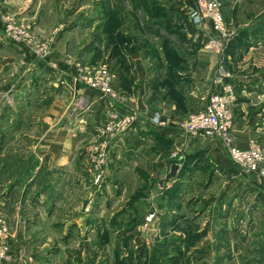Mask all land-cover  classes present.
Here are the masks:
<instances>
[{"label": "crops", "instance_id": "crops-1", "mask_svg": "<svg viewBox=\"0 0 264 264\" xmlns=\"http://www.w3.org/2000/svg\"><path fill=\"white\" fill-rule=\"evenodd\" d=\"M100 1L98 9L83 15L80 0L74 6L71 0H0L4 10L32 23L41 36L48 35L56 22L61 28L49 58L38 59L5 40L0 24V58L22 66L19 71L14 63L13 71L0 67V150L16 145L13 156H2L5 150L0 151V215L11 226L8 242L13 255L10 263L3 264H35L34 252L50 247L57 236L65 238L54 254L61 257L60 263L79 264L80 250L73 257L69 245L72 236L84 237L76 243L79 247L89 244L92 236L105 245L112 242L114 231L130 245L128 235L136 228L144 237L153 232L161 239L172 236L179 222L191 230L188 237L204 236L202 244L188 252L206 248L214 253L225 247L238 251L230 242L236 237L237 215L247 212L253 230L264 214L261 200L251 196L253 205L243 212L241 189L247 186L252 191L254 182L264 188V179L239 170L218 138L192 136L181 129L190 113L204 107L202 98L218 88L214 78L223 63L221 53L206 47L209 33L191 22L194 0ZM235 2L223 0V17L225 5ZM251 3L256 11L257 4ZM81 38L78 51L69 53L67 45L78 44ZM101 39L109 49L106 64L114 75L113 87L124 97L121 102L72 81L75 64L90 53L92 58ZM234 43L230 40L228 45ZM8 45L15 49L17 60L1 52ZM252 47L256 50L259 44L253 41L248 49ZM225 81L237 96L233 144L247 148L264 129V75L229 76ZM34 107L42 117L31 116ZM112 109H135L139 116L127 132L107 141L104 168L111 179L95 185L94 162L103 142L96 128ZM154 112L160 116L158 124L151 121ZM68 114L73 121L67 120ZM49 125L44 135L35 133ZM18 148L27 153L17 156ZM174 162L180 163L176 176L160 184ZM126 170L133 173V182L123 177ZM213 186V192L198 197V191ZM195 198H199L196 204L188 202ZM151 211H155L153 223L146 225L145 216ZM72 216L85 222L75 234L76 223H65ZM196 228L202 233H194ZM39 233L48 238L35 239ZM133 236L135 242L138 236ZM27 249L30 256L24 254Z\"/></svg>", "mask_w": 264, "mask_h": 264}, {"label": "rangeland", "instance_id": "rangeland-1", "mask_svg": "<svg viewBox=\"0 0 264 264\" xmlns=\"http://www.w3.org/2000/svg\"><path fill=\"white\" fill-rule=\"evenodd\" d=\"M166 3H171L173 0H164ZM221 2V5H223V0H219ZM71 4L74 6L76 3V0H71ZM101 1L100 0H80V2H77V5H81L82 9L79 11L83 15H86L88 13H91V9L97 8ZM115 2L118 4L119 1L115 0ZM257 4L256 8L257 10H251L252 6L250 4ZM109 3V2H108ZM196 0H194L193 7L195 6ZM224 8V18L225 22L228 24L230 30H232L235 34V36L231 40H236L233 45L230 46V44L221 52L222 56V64H219V67L222 66L226 72H228L229 76L235 77V76H247L252 77L254 75H264V0H236L235 3H233L230 7L229 5H225ZM98 13H100L98 11ZM18 16L13 13H9L8 11L4 10L0 6V24L2 29V36L5 40L10 42L11 44H15L22 48L23 51H25L26 55L31 54L30 53V46L31 45H41L44 43L50 44L49 50L50 53L52 52V49L54 47V44L56 43V38L60 34V25L57 24V22L50 26L49 28V34L46 36H41L37 34L34 29L32 23H24L23 21L18 20ZM10 24L13 26V29L17 33H22L26 35L25 38H23L20 42H15V40H11L9 36L6 33V26ZM105 24V23H104ZM104 26V25H103ZM105 29V26H104ZM82 38L80 39L78 44H68L67 50L69 53H76L78 51V46L82 42ZM255 41L259 44L258 49H254L253 47L251 49H248V44ZM71 42V41H70ZM48 46V45H47ZM230 47V48H229ZM15 49H13V46L8 45L5 47V49L1 50V52L5 53L7 57L15 56ZM108 50L106 48L105 40L101 39L98 46L95 47V53L92 55V58L90 56V52H93L91 50L87 56H85L83 59H81L82 65H98V64H106V59L108 56ZM12 53V54H11ZM32 55V54H31ZM34 56V55H33ZM223 56L225 58H223ZM16 60L18 59L17 56L14 57ZM35 58V56H34ZM38 59H44L41 57L36 56ZM49 56L46 58L48 59ZM90 61H94L90 63ZM9 63V64H8ZM7 64L4 63V59L0 58V67L6 68L8 71L12 69V64L14 63L17 65V70L19 71L22 66H18L16 62L9 61ZM107 65V64H106ZM108 66V65H107ZM109 67V66H108ZM218 67V69H219ZM110 69V68H109ZM205 104V103H204ZM254 105H257L254 104ZM204 106V105H203ZM202 107V106H201ZM38 107L33 108V113L31 116H38L39 118L42 117V113L38 111ZM198 110V109H197ZM73 112V111H72ZM71 112V113H72ZM194 113V112H193ZM191 114V113H190ZM67 116V115H66ZM72 114H68L67 120H72ZM35 120V119H34ZM73 121V120H72ZM69 126V124H68ZM51 125H49V128H45L42 131L41 130H35V133H41L40 135H44L48 130H50ZM253 142H258L261 145H264V129L259 130L257 133V136L253 139ZM16 145H5L3 146V150H5L4 153H2V156H13L15 154H12L11 151L14 150ZM2 149L0 151H2ZM27 152L24 150H20L18 148L17 156H24ZM46 152H44V156ZM84 155V154H83ZM264 167V162H263ZM130 171L126 170V173H123V177L126 179H130L131 182H133V176L132 174H129ZM257 174V173H256ZM261 176L260 174H258ZM263 177V178H262ZM262 179H264V176H261ZM110 175L105 171L103 172V176L101 178L100 182H106L109 181ZM93 182V180H92ZM99 182V183H100ZM98 183V184H99ZM95 184V185H98ZM255 186L251 187L250 191L247 186H243L244 189H241V194L238 192V195L240 194V198L243 202V212L246 211V209H250L252 207L253 202H251V197H253L255 200H261L260 206L261 209L264 208V188L261 185H258V183H253ZM259 187V189L257 188ZM216 186H213L212 189H209L204 192V190L198 191V197L202 195V193H209L213 192L214 188ZM197 195V194H196ZM218 196V195H216ZM260 197V199H259ZM199 198L195 199H189L188 202H191L192 204H196L198 202ZM217 204H215L213 210L215 214L219 212ZM190 212V211H188ZM264 212V210H263ZM155 213V211H154ZM193 212H191L192 215ZM218 214V213H217ZM148 215V214H147ZM146 215V216H147ZM145 216V221H146ZM155 216V215H154ZM241 216V217H240ZM249 216L246 213H242L241 215H237L236 219V237L230 238V242L233 245V248L235 246H238V251L232 252L231 249H228V247H225V251L221 252H206L205 249L198 250L197 252L191 253L188 252L189 249L196 244H202V240H204V236L202 237L199 234H195L193 236L188 237L187 232H191L190 229H185L183 225L185 226V223H181V225H178V229L172 234V236H163L161 239L157 236L156 233L150 232L148 236L144 237V234L142 231H138V229H134V231H130L129 237V244L127 245V240L123 237H119L116 235V232L111 231L112 233V242L109 244H98L94 239H97V237L92 236L90 238L91 242L89 244L85 243L83 246L79 247L76 245L78 240L84 239V237L80 236H72L73 238L68 240L69 245L71 246L72 250L71 252H74L72 254L73 257L77 255V251L80 250L79 256L82 263L79 264H89V261L92 262V264H120L119 262L123 260L122 262L129 263V264H264V214L263 216H258L257 220V226L253 230H249L250 225V219ZM154 218V217H153ZM153 218L151 221H146L149 225L150 222L153 221ZM76 220V221H75ZM104 221V222H103ZM101 221L103 225L106 224V221ZM138 223H142V220L139 219ZM101 222L98 224L100 225ZM67 225H73V223H76L73 229L74 234L79 230V226H82L85 222L81 218L74 219L73 216L67 218L66 222ZM131 226H134L136 222H129ZM153 223V222H152ZM151 224V223H150ZM195 226L198 227L197 223ZM180 226V227H179ZM144 228L148 226H143ZM142 227V228H143ZM189 228V227H188ZM242 231H241V229ZM150 229V228H149ZM131 230V229H130ZM196 230V231H195ZM81 232V231H80ZM135 232V233H134ZM166 231L165 233H167ZM202 233L196 229L193 231ZM81 234V233H80ZM133 234L137 235L138 237L135 238L136 241H140L142 239H145L144 242H141L142 244L137 246V242H133ZM52 237V236H50ZM63 236L52 238V241L48 243L50 247H45L42 250L34 252V259L33 263L35 264H61L62 261L61 257L54 255L57 252L58 247L62 246L65 243V238H62ZM77 237V238H76ZM35 239L42 241L43 239L46 240L47 235L42 234H35ZM215 242L218 240L217 238H214ZM43 240V241H44ZM184 243V244H183ZM209 243V242H208ZM92 244V245H91ZM95 244V246L93 245ZM208 244L205 243V246ZM57 246V247H56ZM134 249V251L130 250ZM214 250V248L212 247ZM76 251V252H75ZM205 252V253H203ZM25 255L30 256L31 252L27 249L24 253ZM89 260V261H87ZM11 262V261H10ZM9 262V263H10ZM8 263V262H7ZM91 264V263H90Z\"/></svg>", "mask_w": 264, "mask_h": 264}, {"label": "built area", "instance_id": "built-area-1", "mask_svg": "<svg viewBox=\"0 0 264 264\" xmlns=\"http://www.w3.org/2000/svg\"><path fill=\"white\" fill-rule=\"evenodd\" d=\"M189 17L194 26L209 33L206 47L215 53H221L235 35L225 22L219 0H196ZM6 33L15 42H20L26 37L22 33H17L10 24L6 26ZM49 45L47 43L31 45L30 43L29 51L35 57L46 59L50 54ZM227 77H229L228 72L220 66L214 78V83L218 85V88L202 98L205 102L204 107L189 114L181 122V129L192 136L203 133L208 138H218L228 157L239 170L264 176L262 165L264 162V145L251 142L247 148H239L233 144L231 129L234 120L233 105L237 101V96L232 85L225 81ZM113 80L114 75L106 64H75V74L72 76L75 85L82 84L98 92L105 99L121 102L124 97L119 90L113 87ZM138 116L139 114L135 109L124 112L112 109L100 126L96 128L97 136L103 142L94 162L96 172L93 182L95 184L101 181L107 162L108 152L104 150L107 141L127 132L137 122ZM151 121L155 124L160 123V116L157 112L151 115ZM173 157L177 158L176 156ZM154 215V211L149 212L146 221H151ZM10 235L11 226L8 220L0 215V264L12 261L13 255L8 242Z\"/></svg>", "mask_w": 264, "mask_h": 264}, {"label": "water", "instance_id": "water-1", "mask_svg": "<svg viewBox=\"0 0 264 264\" xmlns=\"http://www.w3.org/2000/svg\"><path fill=\"white\" fill-rule=\"evenodd\" d=\"M179 170V164L174 162L170 166L169 172L160 180V184L167 182L169 179L174 178Z\"/></svg>", "mask_w": 264, "mask_h": 264}, {"label": "trees", "instance_id": "trees-1", "mask_svg": "<svg viewBox=\"0 0 264 264\" xmlns=\"http://www.w3.org/2000/svg\"><path fill=\"white\" fill-rule=\"evenodd\" d=\"M235 40V39H234ZM235 41H237V38H236V40ZM123 260H121L119 263L120 264H129V263H125V262H122Z\"/></svg>", "mask_w": 264, "mask_h": 264}, {"label": "flooded vegetation", "instance_id": "flooded-vegetation-1", "mask_svg": "<svg viewBox=\"0 0 264 264\" xmlns=\"http://www.w3.org/2000/svg\"><path fill=\"white\" fill-rule=\"evenodd\" d=\"M241 231H242V229H241Z\"/></svg>", "mask_w": 264, "mask_h": 264}]
</instances>
